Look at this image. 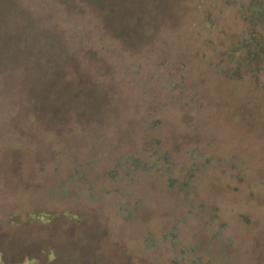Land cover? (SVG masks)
<instances>
[{"label": "rangeland", "instance_id": "374dc122", "mask_svg": "<svg viewBox=\"0 0 264 264\" xmlns=\"http://www.w3.org/2000/svg\"><path fill=\"white\" fill-rule=\"evenodd\" d=\"M36 1L0 0V28L22 6L34 13L27 70L0 80V264H264V81L217 78L188 46L171 49L189 127L160 85L170 55L157 67L158 47L121 45L89 13ZM215 2L218 47L243 26Z\"/></svg>", "mask_w": 264, "mask_h": 264}, {"label": "trees", "instance_id": "16d2710c", "mask_svg": "<svg viewBox=\"0 0 264 264\" xmlns=\"http://www.w3.org/2000/svg\"><path fill=\"white\" fill-rule=\"evenodd\" d=\"M223 2L234 6L235 16L243 27L239 34L224 40L218 47L212 37L207 36L215 27V18L209 17L210 8L217 7V2L214 3V0H211L209 4L205 0H38L35 10L39 11L38 7H40L54 15L59 14L65 7H73L75 12H87L89 19L98 20L97 27L110 33L121 45L142 47L148 44L152 48L158 47L157 54L159 57L162 56V62L158 63L157 67H162L170 55L171 60L166 63H169L171 69L163 72L164 78L159 82L166 90L169 100L179 104L180 120L192 127L195 120L193 125L187 123L184 114L190 107L185 105L186 103H179L183 77L179 76L176 79L178 74L174 71L176 56L170 53L171 49L177 46H188L192 49L190 59H194L203 70L213 73L217 78L221 77L230 81L246 78L250 80L254 88L264 81V0H223ZM1 6L0 3V8ZM22 7L24 9L19 8L14 11V21H7L0 28V80L2 81L8 77V74L19 77L27 70L30 37L23 27L31 25L34 13H31V9ZM171 35H174L173 40L170 38ZM179 60L185 59L180 55ZM151 75L154 76V73ZM188 82L189 84L184 82L188 84L185 86L190 91L187 97L192 101V108L196 110L201 107V102L198 101V95L190 81ZM163 162L164 160L162 164ZM135 165L141 171L147 168L141 163ZM157 167L155 174L158 175L160 170H157ZM162 171L167 173L166 169ZM170 186V181H166V188ZM174 188L183 195L190 193L189 181L180 185L176 183ZM34 216L37 219L44 217L40 213ZM217 236L218 234L207 237L204 246L210 245ZM169 242L171 253L182 256V251L186 249L181 248L178 251L175 249L177 239L173 238ZM223 246L224 244L221 248H224ZM196 250L197 246L193 244L190 251L194 254ZM176 259V257L171 259L169 264L179 263L180 261H175ZM213 259L212 256L205 259L198 256L186 261L189 264H213ZM183 260L181 259V262Z\"/></svg>", "mask_w": 264, "mask_h": 264}]
</instances>
